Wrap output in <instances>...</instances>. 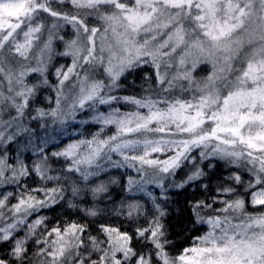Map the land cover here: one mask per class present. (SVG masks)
I'll list each match as a JSON object with an SVG mask.
<instances>
[{
  "label": "snow or ice",
  "instance_id": "1",
  "mask_svg": "<svg viewBox=\"0 0 264 264\" xmlns=\"http://www.w3.org/2000/svg\"><path fill=\"white\" fill-rule=\"evenodd\" d=\"M57 56L71 64L53 84ZM145 67L142 94L120 95ZM81 114L97 130L61 147L53 134ZM214 160L228 175L206 171ZM118 183L114 214L143 218L132 234L96 226ZM4 185L16 190H0V264H264V211L248 207L250 193L264 208V0H0ZM193 186L181 212L189 232L206 230L173 257L171 190ZM65 205L80 219L38 233L40 213Z\"/></svg>",
  "mask_w": 264,
  "mask_h": 264
},
{
  "label": "trees",
  "instance_id": "2",
  "mask_svg": "<svg viewBox=\"0 0 264 264\" xmlns=\"http://www.w3.org/2000/svg\"><path fill=\"white\" fill-rule=\"evenodd\" d=\"M50 70V68H49ZM145 72H151V69L148 67H145L143 71L133 73L131 75H128L126 79H122L121 84L123 85L122 89L120 90V95H141L142 94V88L147 87V84L144 82V73ZM198 73V72H197ZM196 73V75H197ZM122 110H129V109H122ZM86 117L84 115H78L77 120L74 121L73 125L71 126V129L76 130V136L75 138H81L83 134H88L90 132H94L97 130V127L94 125H88V124H80L79 121L81 119H85ZM114 131V129H112ZM25 156H30V153H25ZM112 173H123L120 172V170H113ZM124 177V176H122ZM27 184L28 182L33 178H26ZM12 188H8L10 192L15 191V188L13 185H10ZM51 186V185H50ZM31 187V186H29ZM176 192H179V195H175ZM197 197L200 196V192L197 190L194 191H184V190H177L172 189V199L178 200L179 205H172V212H170L169 217H165L166 221V227L168 232V239L170 241V247L167 249L169 254L173 257L179 255L180 252L183 251L185 247L190 246L192 243V237L200 235L204 229H201L200 232H189V228L191 225H187L186 222V216L187 213L181 212V209L183 208L184 202L186 198L191 199L193 194ZM111 198L113 201H115L119 196L125 195V192L123 189H119L116 187H113L110 189ZM12 203L15 202V200H11ZM107 203V201L99 203V205H103ZM75 210H67L66 205L64 207H56L53 206V209L51 211L44 210V216L48 217V220L45 224V227L51 228L53 225L59 221L61 223V226L64 225L66 222H71L72 219L79 220V216L70 215V213L74 212ZM107 218L105 216L99 218L97 220V227L100 223H106L111 224L114 227L120 228L121 231H128L130 234H132L136 227L144 226L143 220L137 221L136 223L129 224L128 221H122L118 218H112L111 222L106 221ZM83 222V221H81ZM93 234H95V231H93ZM136 247H139V245H136ZM35 246L33 245L31 251H35ZM31 254V252H30ZM39 259V258H37Z\"/></svg>",
  "mask_w": 264,
  "mask_h": 264
},
{
  "label": "rangeland",
  "instance_id": "3",
  "mask_svg": "<svg viewBox=\"0 0 264 264\" xmlns=\"http://www.w3.org/2000/svg\"><path fill=\"white\" fill-rule=\"evenodd\" d=\"M66 32H67V35H65V40H68V39H71L72 38V30L71 28H68L66 29ZM63 34V33H62ZM54 46L56 47V50L57 51H63L64 50V45L62 43H60L59 41H55L54 42ZM71 64V57H64V56H57L54 58V60L52 61V64L51 66L49 67L50 70H49V80L51 83L55 84L56 83V77L54 75L55 73V70L56 68H59L61 65H64V68L65 70L67 69V67ZM208 71H210V68L208 69ZM208 71H198L197 73V77L200 78V77H204L208 74ZM46 95H52L53 96V103H54V96H55V93L54 92H50V93H45ZM74 121H69L67 125L64 126V129L59 131V132H56L54 133L53 135H55L56 137V143H60L61 144V147L64 145V144H67V143H70L72 142V140L74 139H79V138H75L74 136H76V130L74 129H71V126L73 125ZM56 127H59V126H56ZM50 150H54V149H50ZM197 156H198V153H197ZM161 159L165 158L163 156L160 157ZM30 163V161H29ZM204 164L208 163V161H204L203 162ZM212 163L216 164V163H219L220 164V167L219 168H213V169H206V171H208L210 174H212L214 177L215 176H226L228 175V173L224 170V167H223V163L220 162V161H212ZM54 167H61L60 164H57V165H54ZM188 169L185 168L184 171L180 172V174L176 177V180L179 181L181 179V177L184 175V172H186ZM120 172H123L125 173L124 177L121 176V173H112L113 176L117 177L118 179H120L122 182L123 181H126V178H127V175L128 174H131L133 176L136 175V173L134 172V170H125V169H120ZM33 178L32 181L30 180L28 183V186H31V187H40L43 185V181H40L39 178L33 176L31 177ZM245 180H247V176L244 177ZM205 183H207V181H204ZM215 185V179L213 180V186ZM50 186V185H48ZM113 187H116V188H119V189H122L121 187V184H116V185H113ZM151 188V190L154 192V193H157L158 192V189L155 188V186H149ZM8 188H12L10 185H4V186H0V190L2 191H7V192H10ZM16 190V189H15ZM188 191H194L196 190L195 186L193 187H189L187 188ZM127 194L125 193V195L123 196H119L115 201H113V203H105L103 205H98L100 208H107V212H105L101 217L105 216L107 218V222H111L112 218H118L119 220H122V221H127L125 219V217L123 216H119L117 217L114 212L112 211L113 208L115 206H119L120 204V200L122 197L126 196ZM42 196V194H41ZM250 199H251V194L249 193L248 194V200H249V204H248V207H249V210L250 211H264V208H260L259 206H257L255 209L252 208L251 204H250ZM16 202V201H15ZM14 202V203H15ZM10 203H12L10 201ZM219 206V205H218ZM108 212H112L111 215L108 214ZM40 215H44L43 211L40 213ZM100 217V218H101ZM36 217L33 216L30 218L29 222H31V219H35ZM141 220H143V218H141ZM45 225H41L40 228L38 229V233L42 232L43 229H44ZM206 229H204L205 231ZM20 235H23V232L20 233ZM54 238V237H53ZM119 255V254H118Z\"/></svg>",
  "mask_w": 264,
  "mask_h": 264
}]
</instances>
